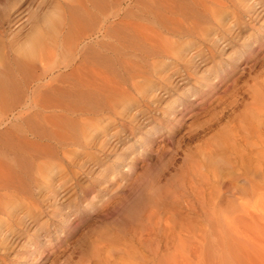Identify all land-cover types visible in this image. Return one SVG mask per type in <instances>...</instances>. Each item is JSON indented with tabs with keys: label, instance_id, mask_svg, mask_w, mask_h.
Masks as SVG:
<instances>
[{
	"label": "rangeland",
	"instance_id": "374dc122",
	"mask_svg": "<svg viewBox=\"0 0 264 264\" xmlns=\"http://www.w3.org/2000/svg\"><path fill=\"white\" fill-rule=\"evenodd\" d=\"M75 1L20 0L17 23L13 16L1 22L0 56L5 62L17 58L13 47L62 5L63 19L75 16L66 39L77 40L78 48L72 53L71 47H58L54 73L67 74L69 55H82L85 70L79 76L111 86L90 98L95 115L106 116L102 125L110 126L93 135L89 152L65 159L52 142L32 149L38 119L32 104L3 107L0 264H264V159L256 168L233 152L242 140L250 146L264 136V108L259 125L254 122L264 92V0H230L220 22L202 24L180 56L164 57L156 71L170 80L154 77L138 102L123 80L133 64L127 46L133 27L158 26L154 13L162 0H78L82 8ZM77 11L82 20H75ZM62 25L58 40L64 38ZM243 41H251L248 48ZM193 56L206 60V75L228 66L226 79L223 74L201 85L188 80L182 70ZM179 89L184 94L172 107ZM147 101L154 106L148 108ZM116 119L122 120V136L98 155ZM146 130L153 136L146 139ZM73 134L63 132L65 139ZM130 155L131 177L122 170ZM206 182L214 190L210 200L200 194ZM142 194L149 198L130 210ZM185 231L193 233L194 246L185 241Z\"/></svg>",
	"mask_w": 264,
	"mask_h": 264
},
{
	"label": "bare ground",
	"instance_id": "6f19581e",
	"mask_svg": "<svg viewBox=\"0 0 264 264\" xmlns=\"http://www.w3.org/2000/svg\"><path fill=\"white\" fill-rule=\"evenodd\" d=\"M8 1L10 2L8 3ZM249 1L250 0H240L239 2L241 4L247 2L248 4ZM75 2L82 8V2L78 0ZM135 2L137 3L138 0H135ZM19 3L20 0H0V37L4 34L1 22L13 16V19H16L14 25L17 23V18L19 17ZM157 3L159 7L154 14L157 17L155 21H159L158 26L139 24L133 27V32H131L132 43L127 46V49H129L127 53L128 61L133 64L132 66L130 65L131 71L128 73V77L123 80L127 79L128 87H130V90L135 94H132L134 97L132 98L131 96L130 98L131 100H136L135 102L145 100L142 87L151 83L154 77L159 82L170 80H164L160 73L156 71L157 66L164 62V57L167 58V56L170 55L180 56L182 52H184L182 47L189 43L188 38L199 35L202 26L205 25L206 22H210L211 20L212 22L214 21L215 24L220 22L221 12H226L228 10L226 5L227 3L231 4V1L162 0ZM58 6H61L60 10L55 6L50 12L42 16L39 23L31 29L25 39L13 47V51L16 53L17 58H14L13 61L5 62L2 56H0V124H3L5 120V115L2 110L6 104L15 103L18 106L32 104L36 109L35 115L38 118L36 119L37 132L35 136V142L37 144H33L32 149L40 147L42 145L41 141L43 145L52 142V145H54L53 149L58 152L60 151L64 155L63 158L69 159L70 155H75L80 152H89L93 135L104 133L109 129L110 122H108L109 124L106 123L102 125L106 119H102L105 114L95 115L96 110H93L94 105H91L90 102L92 101L90 98L106 93L111 89V86L108 85L109 83L105 84L104 82L96 81L95 78L88 80L79 76V74L85 70L83 56L80 54L78 56L77 54L70 59L71 54L77 51L78 41L66 39V26L70 25L75 16L70 17V20L66 19V17L63 19L62 5ZM9 10H13L12 14H10L11 11L9 12ZM77 10L79 9L77 8ZM75 15L77 16L75 20L83 19L81 11H77ZM61 25L63 26L62 29L65 34L62 40H58L55 38V33L58 31L57 27ZM243 42L242 45L246 49L251 41ZM255 43L253 45H255ZM63 45L65 47H71V50L74 49L69 55V61L66 66L68 67V73H59L55 75L53 58L58 51V47L60 48ZM246 54L248 56L250 51H246ZM204 61L206 60L201 61V59H198V56H193L185 61L186 64L182 71L188 80H193L195 83L201 85L204 82H213L212 84H214L216 83L215 79L218 77L221 78L223 74V79H226V75L229 72L227 71L228 66L226 68L222 66L221 69H216L212 71V73L210 72L211 75H215L214 78H211V75H206L208 71L211 70L203 69L202 62ZM172 82H175V79H172ZM178 83L179 81H176L175 86ZM128 87L124 85L121 91L125 93ZM201 89L203 90V88ZM197 91L194 93L192 92L191 95H185V99L189 100L195 97L198 93ZM177 94L178 97L170 101L169 104L171 106L175 104L176 100L182 94H184L183 90L179 89ZM262 95L263 96L258 99V101L262 100L259 105L256 100L257 117H254V122L258 125V113L264 108V92ZM77 99H79V102H76ZM147 102H149V104L147 103V105H149L148 108L154 106L153 102ZM145 107L146 105L144 108ZM173 109L175 110V108ZM122 113L123 108L119 112V115H122ZM132 117L127 118L134 121L135 118ZM120 121L122 122V120H113L116 127L110 132L114 131V133H109L107 140L104 143H99L96 149L98 155L106 153L108 150L106 146L108 143L112 142L114 137L120 139V136H122L123 127ZM137 126L138 128H136L139 129L141 125L138 124ZM70 129L74 131L73 135L75 138L65 139L63 132L69 131ZM149 130H146L144 137L153 136V131L151 132ZM155 131L156 130H154V132ZM173 132H171V134ZM38 143L41 145H38ZM53 149L51 148V150ZM233 152L236 157L239 156L240 160L243 155H246L248 159L254 161L255 167L257 168L260 165V160L264 159V136L259 142L257 139L256 143L250 146L242 140L239 149H233ZM128 158L130 162L126 163L122 170L124 171V169H126L123 173L131 177L134 168V161L132 159L134 157L130 155L124 161H127ZM248 174L250 175V173ZM192 191L194 193V189H192ZM195 192L199 194L198 191ZM200 194L207 200H210L214 195V190L211 188V185L206 182ZM148 198L149 196L145 194L138 195L130 210H134ZM185 232V241L189 245L194 246L196 242L193 233L191 231ZM171 259H176V256H173Z\"/></svg>",
	"mask_w": 264,
	"mask_h": 264
}]
</instances>
